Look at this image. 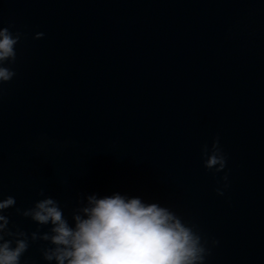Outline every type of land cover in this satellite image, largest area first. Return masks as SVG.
<instances>
[{
    "label": "water",
    "instance_id": "obj_1",
    "mask_svg": "<svg viewBox=\"0 0 264 264\" xmlns=\"http://www.w3.org/2000/svg\"><path fill=\"white\" fill-rule=\"evenodd\" d=\"M0 27L21 33L0 199L29 208L43 190L71 223L87 195L139 196L195 226L205 264H264V0H0ZM216 137L221 173L202 158ZM45 246L20 264H48Z\"/></svg>",
    "mask_w": 264,
    "mask_h": 264
},
{
    "label": "clouds",
    "instance_id": "obj_2",
    "mask_svg": "<svg viewBox=\"0 0 264 264\" xmlns=\"http://www.w3.org/2000/svg\"><path fill=\"white\" fill-rule=\"evenodd\" d=\"M37 33L34 39H42ZM21 33L0 27V88L13 80L10 65L17 58L16 46ZM7 65V66H6ZM204 168L224 172L227 156L219 137L202 148ZM223 196L229 187L228 174L222 177ZM40 199L29 208L16 207V198L0 199V264H20L32 244L43 242V259L52 264H205L210 255L209 241L195 226L186 223L176 212L159 203H147L142 197L120 193L82 197L71 214V223L58 200L40 192ZM40 226L27 233L10 227L8 209ZM41 227L48 231L41 232ZM15 228V230H13ZM218 244L213 240L211 247Z\"/></svg>",
    "mask_w": 264,
    "mask_h": 264
}]
</instances>
